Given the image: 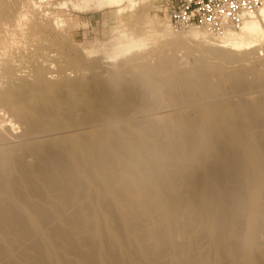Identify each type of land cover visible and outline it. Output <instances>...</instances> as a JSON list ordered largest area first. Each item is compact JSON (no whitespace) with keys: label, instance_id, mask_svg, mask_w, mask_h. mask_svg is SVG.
Returning a JSON list of instances; mask_svg holds the SVG:
<instances>
[{"label":"bare ground","instance_id":"obj_1","mask_svg":"<svg viewBox=\"0 0 264 264\" xmlns=\"http://www.w3.org/2000/svg\"><path fill=\"white\" fill-rule=\"evenodd\" d=\"M81 1L80 7L89 9L94 1L100 8L117 0ZM261 23L264 26V7L245 18L239 29L224 34L221 43L250 46L262 36ZM198 28L189 33L197 36ZM225 59L239 61L231 55ZM243 76L222 74L199 63L194 72L165 81L163 97L176 103L184 98L206 100L221 95L224 84L239 92L247 85ZM159 78L154 67L129 81L117 77L86 84L63 78L47 83L39 77L35 86L28 84L31 90L21 89L12 98L29 136L40 123L68 122L79 113L89 121L108 120L115 109L121 114L128 106L138 107L160 89ZM251 80L249 88H264V74ZM101 96L111 99L101 103ZM131 98L133 104L126 101ZM259 104L255 108L239 104L240 109L222 104L213 118L201 112L198 121L176 118L182 121L169 123L174 132L169 137L161 126L146 125L53 141L32 149L40 156L47 154L32 168L12 151H4L0 225L9 227L13 237L0 230V261L72 264L69 255L74 254L78 264H161L159 255L150 251L153 245L158 253L169 252L172 264H202L208 256L211 264H225L224 255L237 256L240 264H263L258 239L264 235V133L255 129L264 130V99ZM164 137L166 146H160ZM187 185L195 192L183 200ZM69 207L73 213L65 217ZM198 215L205 219L202 233L190 230ZM51 221L58 224L51 226L48 236L43 227ZM199 237L207 250L198 247ZM17 243L23 246L21 252L15 249Z\"/></svg>","mask_w":264,"mask_h":264},{"label":"rangeland","instance_id":"obj_2","mask_svg":"<svg viewBox=\"0 0 264 264\" xmlns=\"http://www.w3.org/2000/svg\"><path fill=\"white\" fill-rule=\"evenodd\" d=\"M165 2L117 0L113 5L97 8L94 1L89 9H83L80 7L81 0H0V154L12 151L11 154L20 159L25 167L32 168L42 157H47V154L40 156L32 149L53 141L95 134L111 128H127L131 131L137 126L146 125L161 126L169 137L174 134L169 126L172 121L181 122L183 118L198 121L202 119L201 112L205 113V118H213L224 105L226 108L240 109L241 103L242 108L244 103L245 107L251 108L262 103L264 88L261 85L249 88L248 84L251 78L264 74L263 24L262 36L250 46L226 47L221 43L224 35L212 33L206 28L199 27L198 35L192 36L189 33L192 27L176 29L171 26L165 13ZM230 55L239 58V61H224ZM199 63L210 70H219L222 74L242 72L247 84L243 87L245 90L235 92L229 84H224L221 95L206 100L187 101L184 98L176 103L163 97L170 79L177 74L194 72ZM151 67L159 72L160 89L147 96L138 107L128 106L121 114L115 109L110 117L113 119L89 121L83 113H79L76 117L67 118L68 122L37 124L28 136L22 121L23 114L15 98H12V94L21 89L31 90L30 87L35 86L39 77L47 83L60 82L63 78L79 79L86 84L89 80L108 81L117 77L129 81ZM223 77L221 75L219 78ZM110 99L101 96L99 102L106 103ZM131 100L126 101L133 104ZM77 118H80L79 122ZM255 132L263 134L264 130L256 128ZM166 143V137L159 142L160 146H166ZM14 151L16 153L13 154ZM194 192L195 189L187 185L182 189L181 197L186 200ZM49 197L54 201V194ZM63 213L69 217L73 208L69 207ZM181 222L185 224L184 217L180 219ZM56 224L57 221H51L43 227L44 232L51 236V226ZM204 225V217L198 215L190 230L202 233ZM2 227L0 225V230L5 229L7 237L12 238L11 229ZM175 239L181 242L177 235ZM258 241L264 257V235L260 234ZM196 243L201 250H207L204 239L199 237ZM22 247L21 243L15 245L17 252H21ZM149 248L153 254L159 255L161 264H172L169 252L158 253L153 245ZM236 257L224 255L225 264H240ZM69 259L72 264H78L74 254H70ZM6 260H1L0 264L7 263ZM211 263V256L202 262Z\"/></svg>","mask_w":264,"mask_h":264},{"label":"built area","instance_id":"obj_3","mask_svg":"<svg viewBox=\"0 0 264 264\" xmlns=\"http://www.w3.org/2000/svg\"><path fill=\"white\" fill-rule=\"evenodd\" d=\"M264 7V0H166L165 13L176 29L203 27L224 35Z\"/></svg>","mask_w":264,"mask_h":264}]
</instances>
